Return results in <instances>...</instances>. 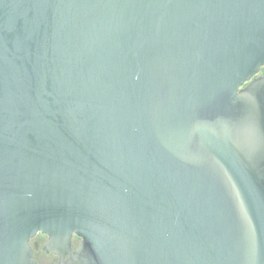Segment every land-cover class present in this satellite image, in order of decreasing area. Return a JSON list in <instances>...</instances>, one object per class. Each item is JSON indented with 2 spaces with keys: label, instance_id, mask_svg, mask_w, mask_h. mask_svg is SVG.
<instances>
[{
  "label": "water",
  "instance_id": "95a60500",
  "mask_svg": "<svg viewBox=\"0 0 264 264\" xmlns=\"http://www.w3.org/2000/svg\"><path fill=\"white\" fill-rule=\"evenodd\" d=\"M263 66L264 0H0V264H264Z\"/></svg>",
  "mask_w": 264,
  "mask_h": 264
},
{
  "label": "flooded vegetation",
  "instance_id": "af4514ba",
  "mask_svg": "<svg viewBox=\"0 0 264 264\" xmlns=\"http://www.w3.org/2000/svg\"><path fill=\"white\" fill-rule=\"evenodd\" d=\"M262 68L260 72L256 74V76L264 75V72H262ZM46 240H47V236L41 233L36 234L30 240V245L33 250V258L36 264H59V256L57 254L49 253L45 250L44 245L46 243ZM78 244H79V238L73 237L71 248L75 249L78 246Z\"/></svg>",
  "mask_w": 264,
  "mask_h": 264
},
{
  "label": "trees",
  "instance_id": "16d2710c",
  "mask_svg": "<svg viewBox=\"0 0 264 264\" xmlns=\"http://www.w3.org/2000/svg\"><path fill=\"white\" fill-rule=\"evenodd\" d=\"M264 68V67H263Z\"/></svg>",
  "mask_w": 264,
  "mask_h": 264
}]
</instances>
